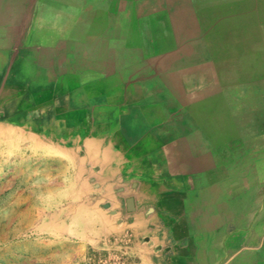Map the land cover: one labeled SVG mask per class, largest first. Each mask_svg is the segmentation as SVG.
I'll use <instances>...</instances> for the list:
<instances>
[{
	"label": "crops",
	"instance_id": "obj_1",
	"mask_svg": "<svg viewBox=\"0 0 264 264\" xmlns=\"http://www.w3.org/2000/svg\"><path fill=\"white\" fill-rule=\"evenodd\" d=\"M187 1L0 0V157L31 167L0 194L31 231L20 264H264L262 149L216 151L191 55L235 81L264 56L215 27L239 0L204 1L202 30Z\"/></svg>",
	"mask_w": 264,
	"mask_h": 264
},
{
	"label": "rangeland",
	"instance_id": "obj_2",
	"mask_svg": "<svg viewBox=\"0 0 264 264\" xmlns=\"http://www.w3.org/2000/svg\"><path fill=\"white\" fill-rule=\"evenodd\" d=\"M191 1L196 3L193 7L197 8L194 11L196 16L192 17V20L184 21L183 29L202 30V16L206 0H188L184 3V14L188 11L187 4ZM235 3L238 4L226 12L229 14V19L227 16H222L225 14L224 10L214 15L215 27L218 23L230 24L229 27L232 30L239 31L236 34L240 39H247V47H251V45L248 46L250 43H256L257 50H261L264 56V0H239ZM187 13L190 14L189 11ZM233 18L238 20L234 22ZM191 57L198 58L197 64L194 62L193 65L199 68L200 84L196 87L198 97L196 111L199 114L200 125L204 129H210L211 125H214L216 132L208 136L213 137L216 151L229 143L241 142L248 147L252 157L261 148L262 160H264V58L258 62V73L254 78L235 81L231 78L233 75L227 77V74H220L218 76L217 65L219 67L221 65L218 64L213 54L201 51L198 55H191ZM235 66L236 64L229 67L234 68ZM205 73L207 75H204ZM248 81L249 83H244ZM209 111L215 112L213 117L212 115L210 117ZM202 137L206 138L204 134L200 135V148L205 143ZM222 158L220 155L216 157V160ZM30 168V166L16 163L15 158L10 154L0 157V194L13 184L14 177H22L24 171L29 172ZM250 169V176L257 175L258 177V171L255 174L253 164ZM262 177H264V162H262ZM4 217V214H0V264H20L16 261L15 243L30 237L31 231L5 228L8 224L4 222Z\"/></svg>",
	"mask_w": 264,
	"mask_h": 264
},
{
	"label": "water",
	"instance_id": "obj_3",
	"mask_svg": "<svg viewBox=\"0 0 264 264\" xmlns=\"http://www.w3.org/2000/svg\"><path fill=\"white\" fill-rule=\"evenodd\" d=\"M127 206L129 209H131V201L130 200L127 201Z\"/></svg>",
	"mask_w": 264,
	"mask_h": 264
},
{
	"label": "bare ground",
	"instance_id": "obj_4",
	"mask_svg": "<svg viewBox=\"0 0 264 264\" xmlns=\"http://www.w3.org/2000/svg\"><path fill=\"white\" fill-rule=\"evenodd\" d=\"M85 4V3H84ZM255 73V72H254ZM256 74V73H255ZM251 75V74H250Z\"/></svg>",
	"mask_w": 264,
	"mask_h": 264
}]
</instances>
